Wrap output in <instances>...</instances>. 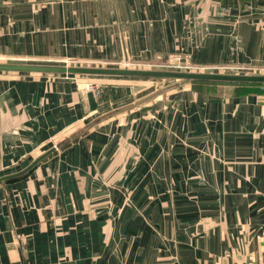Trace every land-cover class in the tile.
Segmentation results:
<instances>
[{
  "label": "crops",
  "instance_id": "0c3cea01",
  "mask_svg": "<svg viewBox=\"0 0 264 264\" xmlns=\"http://www.w3.org/2000/svg\"><path fill=\"white\" fill-rule=\"evenodd\" d=\"M177 60L264 68V0H0L1 64ZM115 81L0 72V178L54 149L0 183V264H264V86Z\"/></svg>",
  "mask_w": 264,
  "mask_h": 264
},
{
  "label": "water",
  "instance_id": "95a60500",
  "mask_svg": "<svg viewBox=\"0 0 264 264\" xmlns=\"http://www.w3.org/2000/svg\"><path fill=\"white\" fill-rule=\"evenodd\" d=\"M0 72H18V73H43L58 75H86V76H119V77H140V78H156V79H172L177 82L154 92L153 94L139 100L135 105L141 104L158 94H162L167 90L176 88L180 85L193 83L197 81L216 82V83H257L264 84V75L255 74H213V73H190V72H174L160 70H135L129 68H98V67H78V66H57V65H34V64H1ZM132 106L122 108L124 111ZM54 149L46 152L35 159L24 170L9 176L0 178V183L9 179L20 177L31 170L37 163L48 156Z\"/></svg>",
  "mask_w": 264,
  "mask_h": 264
},
{
  "label": "rangeland",
  "instance_id": "374dc122",
  "mask_svg": "<svg viewBox=\"0 0 264 264\" xmlns=\"http://www.w3.org/2000/svg\"><path fill=\"white\" fill-rule=\"evenodd\" d=\"M182 64V62H181ZM34 65H57V66H78V67H98L103 68L101 66H80V65H71V64H34ZM116 68H129L135 70H162V71H174V72H190V73H213V74H255V75H264V68H225V67H217V68H204L198 66H191L190 69H175V68H134L132 66H114ZM105 68V67H104ZM53 76H58V74H49ZM69 78L75 79H88V80H116L117 83L115 86L110 85L106 86L108 83H104L105 89L107 91V96L104 98L106 101L111 103V106L114 108L118 105L133 103L136 100H139L143 97H146L162 88H165L175 82L176 80L172 79H156V78H140V77H119V76H86V75H63ZM97 84V83H96ZM95 83H89L86 86L88 88L95 87ZM224 85H233L235 84L229 83H188L185 85H180L176 88L167 90L164 94L157 96L156 98L148 101L154 102L156 99H164L168 96H172L174 92L178 91L181 88L186 86L191 87L195 90H203L207 87L211 86H224ZM110 92H109V91ZM120 102V103H119ZM109 107L108 109L112 108Z\"/></svg>",
  "mask_w": 264,
  "mask_h": 264
},
{
  "label": "built area",
  "instance_id": "2783aa9c",
  "mask_svg": "<svg viewBox=\"0 0 264 264\" xmlns=\"http://www.w3.org/2000/svg\"><path fill=\"white\" fill-rule=\"evenodd\" d=\"M180 60H177V62H179ZM173 68H175V69H190L191 67L190 66H188V65H183V64H181L180 62L179 63H177V64H174L173 66H172ZM171 67V68H172ZM86 88H88V86H86Z\"/></svg>",
  "mask_w": 264,
  "mask_h": 264
},
{
  "label": "trees",
  "instance_id": "16d2710c",
  "mask_svg": "<svg viewBox=\"0 0 264 264\" xmlns=\"http://www.w3.org/2000/svg\"><path fill=\"white\" fill-rule=\"evenodd\" d=\"M197 82H202V83H216V82H204V81H197ZM195 83V82H193ZM235 85H238L239 87H242V86H245V85H260V86H264V84H257V83H248V84H244V83H238V84H235Z\"/></svg>",
  "mask_w": 264,
  "mask_h": 264
}]
</instances>
